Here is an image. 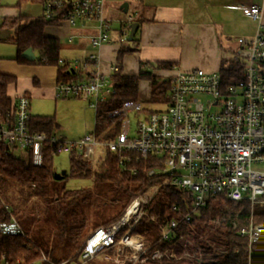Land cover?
Masks as SVG:
<instances>
[{
	"label": "built area",
	"instance_id": "1",
	"mask_svg": "<svg viewBox=\"0 0 264 264\" xmlns=\"http://www.w3.org/2000/svg\"><path fill=\"white\" fill-rule=\"evenodd\" d=\"M104 6L105 0H42L41 19L52 25L91 27L94 33L89 35V43L99 48L110 41L111 21L104 14ZM242 12L259 20L261 8L246 5ZM126 21L131 22L132 18ZM127 35L126 29L120 27L117 41L125 42ZM72 37L70 35L69 39ZM75 63L83 68L90 63L89 77L59 83L55 95L87 98L96 112L98 104L113 93V87L97 70V55L91 54ZM225 64L231 73L228 78L219 71L200 68L177 70L171 77L168 101L161 109L145 110L138 101H124L117 110L107 114L111 125L119 124L118 131L110 138H103L94 129L72 141L33 131L29 126V97L18 94L13 99L12 109L0 114V160L9 152L14 155L20 152L24 157L29 156L33 166H40L45 148L50 146L56 155L79 152L83 160L93 163L99 148H107L114 154L121 171L136 173L134 164L151 158L156 168L151 169L149 175L159 179L151 192L162 186L183 191L181 201L187 208L182 215L185 222L190 221V214L197 213L210 196L247 203L251 216L246 222L239 221L240 211L227 219L238 234L247 238L250 250L253 244L264 242V224L252 218L253 206L264 203V167L257 168L264 166V23L258 22L252 37L237 39L236 50ZM117 70V65L113 64L111 73ZM131 113L135 116L142 113L133 130L128 118ZM151 198L149 192L136 195L119 218L95 228L82 243L80 262L87 263L97 253L110 248L115 255L106 254L104 258L117 263L125 259L132 262L164 257L190 259L192 256L186 249L177 256L172 247L155 249L146 255L148 244L140 234H131ZM173 209L181 211L179 205H174ZM225 220L223 215L215 223ZM178 224L175 219L159 223L160 240H183V235L177 231ZM0 234L24 235V232L11 217L10 221L0 222ZM184 240L191 244L188 239ZM41 261L49 263L44 256ZM16 263L21 264L19 260Z\"/></svg>",
	"mask_w": 264,
	"mask_h": 264
},
{
	"label": "trees",
	"instance_id": "2",
	"mask_svg": "<svg viewBox=\"0 0 264 264\" xmlns=\"http://www.w3.org/2000/svg\"><path fill=\"white\" fill-rule=\"evenodd\" d=\"M25 1L37 0H17L16 6ZM21 19H24V16L6 17L0 26L14 29L8 40L16 46L14 59L17 63L52 65L56 68L55 77L58 83L86 79L84 72L86 75L89 73L86 69L90 63L87 67L76 69L70 68L66 60L59 62L60 41L43 34V27L48 24L46 21L40 18L20 24ZM138 45V39L135 37L119 43L115 58L118 70L109 76L114 91L107 100L98 104L94 112L93 129L102 134L103 138L112 137L119 128L118 122L111 125L107 114L117 110L126 100L138 101L140 81L150 84L149 102L159 98L166 103L168 101L173 74L161 78L154 73V69L170 71L176 62L140 61L136 74H122L123 56L138 50ZM29 47L36 54L32 61L21 56L22 51ZM222 74L224 78L231 76V73L225 70ZM16 79L14 75L0 73V114L12 109L13 98L7 93V88L14 84ZM29 126L33 131L51 135L56 121L53 115L30 113ZM99 150L94 164L83 160L79 152L72 151L68 154L69 168L61 179L54 178L56 170L53 167V158L56 154L50 146L45 148L40 166H33L28 155L20 158L9 152L2 157L0 222L10 221L11 217H14L24 235L0 234V264L4 261L7 264H17V260L21 264H58L63 261L64 264H83L79 260V251L84 238L98 226L119 218L132 198L154 188L159 182V179L149 175V171L156 168L151 158L135 163L137 172L132 173L121 171L114 154L107 148ZM69 178H92L93 184L91 188H67L65 181ZM183 195V191L169 186L157 189L145 208V214L135 224L131 234H140L143 237L148 244L146 255L155 249L172 247L177 256L186 249L192 257H164L160 260L147 259L144 262L125 259L119 264H264V242L253 244L249 250L247 238L238 234L227 219L229 216L233 217L240 209L239 221L246 222L251 216V208L247 203L230 201L222 196H210L197 213L190 214V221L185 222L182 215L186 213L187 208L181 201ZM32 196L41 200V204H38L39 208L41 207L40 216L21 207V202L28 201ZM107 196H110V202L101 203ZM121 200L123 201L120 205H116ZM174 205H179L181 211L173 209ZM223 215L226 220L216 224L215 220ZM150 216L154 219H149ZM252 218L254 222L264 224V203L253 206ZM172 219L179 221L178 233L191 244L184 239L177 242L160 240L158 224ZM123 232L124 229L120 230L116 238ZM173 244L175 245L172 246ZM106 254L114 256L115 251L112 248L101 251L84 264H116L112 259H105ZM42 256L46 257L49 263L42 262Z\"/></svg>",
	"mask_w": 264,
	"mask_h": 264
},
{
	"label": "crops",
	"instance_id": "3",
	"mask_svg": "<svg viewBox=\"0 0 264 264\" xmlns=\"http://www.w3.org/2000/svg\"><path fill=\"white\" fill-rule=\"evenodd\" d=\"M135 1L138 5H141L139 17L134 20L139 24L134 35L138 39L139 45L138 50L126 54L122 58L121 72L126 75L136 74L140 61L176 62L175 67L170 71L154 69V73L159 76L163 74L172 75L177 70H190L194 68L224 73V70L225 72L227 71L225 60L229 59L236 50L237 39L240 37H252L257 29L258 22L264 23V0ZM16 3L17 0H0V26L6 17L24 16V19L20 20V24L32 19L41 18L42 0L25 1L20 3L19 6H16ZM252 4L261 8L259 20L252 19L242 12L243 6ZM129 17L132 18V16ZM80 27L83 29L89 28L88 33L74 34L75 27H70L63 23L59 25L46 24L43 27V34L59 39L60 49L62 40H66L72 44L78 38L81 40L73 45L81 46L84 43L83 39L89 43V35L94 33V30L91 27ZM0 29L6 30L9 28ZM119 29H112L111 27V33L114 32L115 36L118 37ZM70 35L73 36L72 39H69ZM118 47L119 42L115 43V40L112 41V39L110 42L103 43L99 48L92 47L95 52L91 54L97 55L99 59L97 70L108 79L111 74V66L116 64L115 58ZM33 53L35 54V52ZM88 57L83 59H87ZM62 60L68 61L66 58ZM70 68L77 69L80 67L70 66ZM86 71L89 72L88 76L84 72L87 79L91 71V65L87 67ZM128 72H134V74H128ZM141 82L144 81H140L139 84ZM35 83L37 82L33 80L23 85H18L16 79V82L10 85L14 90L11 97L14 99L18 94H26L29 97L30 110V98L32 92L36 90ZM58 84L56 82L55 87L49 92L53 98H58L55 95V88ZM87 101L89 104V99Z\"/></svg>",
	"mask_w": 264,
	"mask_h": 264
},
{
	"label": "rangeland",
	"instance_id": "4",
	"mask_svg": "<svg viewBox=\"0 0 264 264\" xmlns=\"http://www.w3.org/2000/svg\"><path fill=\"white\" fill-rule=\"evenodd\" d=\"M124 3L127 4V12H123L121 9L122 4ZM105 5L106 8L104 14L111 20L112 29H119L120 26H123V28L126 29V32L129 33L131 22H134V20L139 17L141 5H138L135 0H106ZM129 16H132L133 21H126ZM23 23L24 22L21 24ZM88 30L89 28L83 29L77 25L75 26L73 33L85 34L88 33ZM13 33L14 29L12 28L6 30L0 29V73L14 75L17 77L18 85H23L33 80L37 82L34 84L36 90L32 92L30 98V113L38 115H53L56 121V126H54L52 130V135L64 138L67 141L76 140L93 131L94 110L89 107L87 99L75 97L53 98L50 96L49 92L56 84V70L54 66L37 63L21 64L16 62L14 59L16 55V46L12 41L7 39L12 36ZM117 38L118 37L115 36L114 32H110V41L112 39V41L115 40L116 43L118 40ZM80 40L81 39L77 38L72 44L68 43L66 40H62V46L59 50V59L66 58L72 66L81 67L79 63H75V60L81 62L83 58L88 57L91 53H94L95 50H93L85 39L82 40L84 42L83 45H73ZM128 74H134V72H128ZM160 77L165 78L166 74L160 75ZM149 90L150 84L148 82L144 81L139 84L138 102L141 103L144 108L149 110L163 108L166 102H164L161 98L155 100L154 102H149ZM13 91V87L8 86L7 93L10 96H13ZM202 99L205 98L203 97ZM139 115L142 116V113ZM139 115L135 116L132 113L129 115L128 118L130 120L131 130H133L136 120L140 118ZM15 156L24 158V155L20 152H15ZM94 163L95 162H93V164ZM53 167L56 172H60L61 170H65L67 172L69 168L68 155L59 154L54 156ZM262 167L264 166H257V168ZM92 184V178H69L65 181V186L67 188H91ZM147 192L151 193L153 197L156 191L153 193L150 189L144 193ZM122 201L123 200L117 202L116 205L119 206ZM103 202H110V196L102 199L101 203ZM38 204H41V200L37 196H32L28 199V201L21 202V207L32 210L33 214L40 216L41 207L39 208ZM114 209L116 210L117 206ZM239 211L240 209L238 212ZM115 263L117 264V262Z\"/></svg>",
	"mask_w": 264,
	"mask_h": 264
},
{
	"label": "water",
	"instance_id": "5",
	"mask_svg": "<svg viewBox=\"0 0 264 264\" xmlns=\"http://www.w3.org/2000/svg\"><path fill=\"white\" fill-rule=\"evenodd\" d=\"M121 9L123 12H127V4L124 3L121 6ZM138 22L134 21L131 22L130 27H129V33H128V37L127 40H132L136 30L138 28ZM21 56L24 57L25 59L32 61L35 59V54L33 53L32 49L29 47L27 49H25L24 51H22ZM66 171L65 170H61L60 172H54V178L55 179H61L64 175H65Z\"/></svg>",
	"mask_w": 264,
	"mask_h": 264
},
{
	"label": "bare ground",
	"instance_id": "6",
	"mask_svg": "<svg viewBox=\"0 0 264 264\" xmlns=\"http://www.w3.org/2000/svg\"><path fill=\"white\" fill-rule=\"evenodd\" d=\"M135 244V243H134ZM136 245V244H135ZM137 246V245H136Z\"/></svg>",
	"mask_w": 264,
	"mask_h": 264
}]
</instances>
